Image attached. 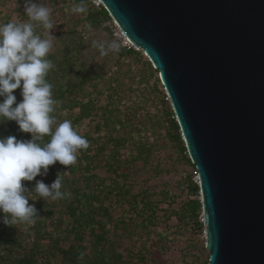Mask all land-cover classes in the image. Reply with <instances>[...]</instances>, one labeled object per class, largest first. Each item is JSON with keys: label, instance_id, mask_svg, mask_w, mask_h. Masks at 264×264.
<instances>
[{"label": "water", "instance_id": "95a60500", "mask_svg": "<svg viewBox=\"0 0 264 264\" xmlns=\"http://www.w3.org/2000/svg\"><path fill=\"white\" fill-rule=\"evenodd\" d=\"M146 53L200 179L209 264H264V0H100Z\"/></svg>", "mask_w": 264, "mask_h": 264}, {"label": "trees", "instance_id": "16d2710c", "mask_svg": "<svg viewBox=\"0 0 264 264\" xmlns=\"http://www.w3.org/2000/svg\"><path fill=\"white\" fill-rule=\"evenodd\" d=\"M5 18L0 10L2 24ZM81 19L87 22V26L98 28L101 22L112 18L101 5L99 8L90 6L82 13ZM67 34L71 42L49 55L55 67L47 79L53 85V96L58 101L52 115L57 123L70 120L87 138L89 148L82 150L77 162L69 168L57 162L50 166L47 176L36 177V180L51 185L59 174L62 191L70 193L65 199L53 201L49 198L45 201L33 190L35 180L23 181L30 191L33 190L31 198L34 200L30 199L29 204L35 205L38 215L31 225L17 221L20 229L14 230L15 225L3 223L4 213L0 212V264H148L146 247L145 251L129 248L120 251L113 238L124 233L136 235L139 228L150 234L154 231L152 227L157 225L158 202L151 199L148 191H136L127 182L131 176L130 165L138 161L148 163L153 147L144 142L142 124H135L127 115H117L121 111L119 95L122 93L118 92L120 87H115V80L110 78L112 71H106L103 66L98 70L83 67L79 61L77 40L72 37L71 30ZM140 54L131 46H121L117 52L118 58L123 60ZM146 65L152 74L158 72L149 60ZM157 81L161 79L158 77ZM14 93L17 102L22 100L20 89ZM167 114L168 134L181 153H186L187 162L192 164L175 113L171 109ZM94 119L98 120L95 129L82 132L85 121ZM122 129L125 130L121 132ZM8 135H15L18 139L31 138L30 133L19 131L15 121L0 122V137ZM44 139L47 141L49 137ZM129 144L132 146L128 155ZM101 165L115 175L109 178V182L96 171ZM189 187L193 194L200 190L192 181ZM181 211L200 230L204 228L199 220L203 211L201 199H190ZM203 264H209V256Z\"/></svg>", "mask_w": 264, "mask_h": 264}, {"label": "rangeland", "instance_id": "374dc122", "mask_svg": "<svg viewBox=\"0 0 264 264\" xmlns=\"http://www.w3.org/2000/svg\"><path fill=\"white\" fill-rule=\"evenodd\" d=\"M1 1L0 10L6 16L3 23L13 18L27 19L24 14V0ZM40 2L51 8L53 13L55 28L52 30L54 37L51 53L59 48H65V45L71 42L67 39L69 37L67 33L71 30L72 37L77 40L81 65L94 70L103 66L106 67V71H112L110 78L115 80V87H120L118 92L122 93L119 95L122 100L119 104L121 111L117 115L124 117L127 115L130 121L142 124L144 142L147 141L153 147L148 163L138 161L130 165L131 176L127 182L132 184L136 191L140 189L148 191L151 199L158 202L157 225L152 227L154 231L150 234L147 230L143 231L139 228L136 235L131 233L117 235L113 239L117 241L118 250L129 248L132 251L138 249L145 251L146 247L150 260L148 264H203L209 256L205 247V227L200 230L196 223L190 217H184L181 211L190 199L202 197L200 190L193 194L189 187L190 181L198 184L195 182L198 173L185 159L186 153H181L177 143L168 134L167 113L172 106L168 96L166 97L162 81H157V78H160L159 73L154 71L152 74L146 65V61L149 60L146 53L134 48L132 44L131 47L141 54L128 60L119 59L117 52L102 55L100 49L94 46V42L107 43L112 40H119L122 46H129L114 19L101 22L100 27L94 28L92 25L87 26V22L81 19V13L72 11L80 0H40ZM100 3V0H88L85 5L87 9L90 6L99 8ZM43 31L42 27L37 29L38 33ZM119 74H122L123 78ZM117 76H120V79ZM97 121V119L86 120L82 132L93 131ZM124 130L122 129L121 132ZM131 146V144L127 146L128 155L131 154ZM96 171L101 177L107 178V182L110 177L115 176L102 165ZM173 212L180 214L175 215ZM202 215L203 211L199 216L201 222ZM13 228L19 230L20 226L16 223ZM118 232L120 234L121 230Z\"/></svg>", "mask_w": 264, "mask_h": 264}, {"label": "clouds", "instance_id": "9594fccd", "mask_svg": "<svg viewBox=\"0 0 264 264\" xmlns=\"http://www.w3.org/2000/svg\"><path fill=\"white\" fill-rule=\"evenodd\" d=\"M74 13H85L84 0L74 6ZM26 20L10 19L0 24V122L15 121L19 131L30 133V139L15 135L0 137V212L3 223L17 221L33 224L38 210L29 204L33 190L47 201L65 199L70 193L62 191L58 174L51 185L37 176H47L50 166L70 167L77 162L89 141L70 120L57 123L52 115L58 103L53 96V85L48 81L54 63L49 59L53 49L52 9L40 0H24ZM43 28L38 33V28ZM102 55L118 52L119 40L94 42ZM20 89L22 100L17 102L14 90ZM45 137H49L45 141ZM35 180L30 191L23 181Z\"/></svg>", "mask_w": 264, "mask_h": 264}, {"label": "built area", "instance_id": "2783aa9c", "mask_svg": "<svg viewBox=\"0 0 264 264\" xmlns=\"http://www.w3.org/2000/svg\"><path fill=\"white\" fill-rule=\"evenodd\" d=\"M99 5H102V2H101ZM127 39H128V38H127ZM128 40H129V39H128ZM126 41H127V40H126ZM126 43H127V45H129V46H131V44H132V43L130 42V40H129V42H126ZM168 101L170 102L169 98H168ZM195 182L198 183V185L200 184V179H199V175H198V174H197V176H196V178H195ZM201 219H202V222H203V220H204V219H203V215H202V218H201Z\"/></svg>", "mask_w": 264, "mask_h": 264}, {"label": "bare ground", "instance_id": "6f19581e", "mask_svg": "<svg viewBox=\"0 0 264 264\" xmlns=\"http://www.w3.org/2000/svg\"><path fill=\"white\" fill-rule=\"evenodd\" d=\"M127 42H129V40L126 38Z\"/></svg>", "mask_w": 264, "mask_h": 264}]
</instances>
